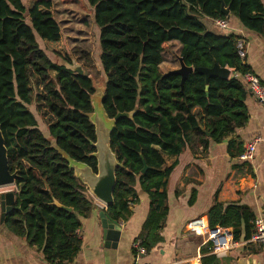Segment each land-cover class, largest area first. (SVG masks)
<instances>
[{
    "label": "trees",
    "instance_id": "16d2710c",
    "mask_svg": "<svg viewBox=\"0 0 264 264\" xmlns=\"http://www.w3.org/2000/svg\"><path fill=\"white\" fill-rule=\"evenodd\" d=\"M60 1L92 14L108 117L135 112L133 119L119 120L111 135L120 167L115 202L105 212L116 221L125 219L139 184L151 199L142 236L153 235L141 244L149 251L168 213L176 163L167 166L166 159L188 149L208 150L249 120L252 93L243 77L253 71L238 56L242 38L215 34L207 24L230 18L222 12L224 6L264 40V0ZM173 42L182 45L186 66L218 64L232 75L228 80L211 78L207 92L205 75L194 72L182 89L179 75L161 72L163 54ZM59 60L71 64L72 54L55 17L54 0H0V125L10 171L19 176L14 207L3 227L36 246L49 264L71 263L77 257L81 219L96 209L61 154L97 173V137L90 120L96 86L89 72L80 76ZM229 152L237 158L243 149L234 141ZM144 161L150 168L145 174ZM54 200L73 211L58 208ZM207 215L211 229H233L235 241H248L254 232L256 215L249 207L216 201ZM210 246L202 248V264L233 262L210 255Z\"/></svg>",
    "mask_w": 264,
    "mask_h": 264
},
{
    "label": "crops",
    "instance_id": "0c3cea01",
    "mask_svg": "<svg viewBox=\"0 0 264 264\" xmlns=\"http://www.w3.org/2000/svg\"><path fill=\"white\" fill-rule=\"evenodd\" d=\"M228 17V30L219 29L216 22L207 24L208 29L215 34L243 38L248 50L246 63L264 85L263 38L246 30L237 19ZM176 43L181 47L179 60L182 45ZM247 105L249 120L234 134L220 143H211L208 150L188 149L178 158L166 159L167 166L176 163L168 187V213L162 230L158 232V239L155 243L151 242V249L146 250L139 264H202L199 261L200 258L202 260V248L211 242L207 214L216 201L226 206L249 207L256 217L264 213V145L258 146L251 162H242L239 157L233 158L229 152L231 142H237L244 149L248 142L264 136V106L253 95L248 98ZM8 188L10 190L0 192V196L17 191V186ZM137 194L138 198L130 204L126 218L118 221L121 236L116 247H107L104 238L100 214L107 209L91 195L96 209L88 218L81 219L79 237L82 247L77 257L66 264H135L134 244L144 245L153 235L142 236L151 210V199L139 184ZM1 202L0 198V216ZM196 221L207 227L204 236L196 235L189 229V225ZM226 230L231 231V239L236 245L218 258L232 259L231 264H264L262 247L249 244L243 238L240 242L235 241L233 229ZM224 232L219 234L223 236ZM0 264L49 263L36 246H32L25 238L14 236L0 225Z\"/></svg>",
    "mask_w": 264,
    "mask_h": 264
},
{
    "label": "water",
    "instance_id": "95a60500",
    "mask_svg": "<svg viewBox=\"0 0 264 264\" xmlns=\"http://www.w3.org/2000/svg\"><path fill=\"white\" fill-rule=\"evenodd\" d=\"M222 12L228 17L230 11L226 10L223 6ZM180 68L175 72H170L166 76L176 74L181 77V88H184L185 81L194 72L204 74L206 77V91H209V82L211 78H220L228 80L231 76V70L228 68H222L218 64H215L213 68H192L186 66L183 58H179ZM59 64L64 66L67 70L72 71L75 74L84 76L85 71L82 65L78 64L76 60L72 58V63L69 64L63 60H59ZM104 90V91H103ZM102 90V97L104 98L105 88ZM97 93V88H96ZM95 93V97H96ZM100 97V96H98ZM94 98V97H93ZM92 98V104H93ZM94 108V106H93ZM102 115H98L94 112L90 115V120L95 126L97 141L93 144L96 150L94 157L97 160V173L93 171L91 167L86 164L76 162L72 160L67 154L61 153L64 158L69 162L70 168L75 171L76 177L81 183L87 187L91 195L100 202L104 209H108L115 202L114 192L117 186V170L120 167L117 155L113 152L111 147V135L116 126V123L124 118L133 119L135 112L132 113H120L115 119H110L106 114L103 107L102 99ZM108 123V124H107ZM150 168L144 161V169L142 171L145 174ZM18 173H12L9 167L8 149L4 134L0 125V189L17 186ZM1 198V216L0 225L3 226L6 216L11 213L15 203L14 192H8L2 194ZM54 205L60 209L72 212L70 208H66L54 200ZM102 219V225L104 230V238L107 247H116L119 243L121 236L120 223L112 219L105 210L100 214Z\"/></svg>",
    "mask_w": 264,
    "mask_h": 264
},
{
    "label": "rangeland",
    "instance_id": "374dc122",
    "mask_svg": "<svg viewBox=\"0 0 264 264\" xmlns=\"http://www.w3.org/2000/svg\"><path fill=\"white\" fill-rule=\"evenodd\" d=\"M54 7L55 17L64 31L72 58L76 60L78 64L82 65L85 71L91 74L95 82L97 93L96 97H92L93 106L95 113L102 115L103 97L101 94L102 90L105 88V75L99 64L97 29L94 25L92 14L90 11L76 4H64L60 0H54ZM180 48V45L174 42L163 54V64L161 65V72L163 74L170 70L180 68L178 60ZM52 59L56 61L53 57ZM41 123L45 125L43 120ZM8 190H10V188H4L0 189V192H6Z\"/></svg>",
    "mask_w": 264,
    "mask_h": 264
},
{
    "label": "built area",
    "instance_id": "2783aa9c",
    "mask_svg": "<svg viewBox=\"0 0 264 264\" xmlns=\"http://www.w3.org/2000/svg\"><path fill=\"white\" fill-rule=\"evenodd\" d=\"M216 24L221 30H228L230 27L228 20L220 19L216 21ZM238 56L242 60H246L248 55L247 44L242 38L237 43ZM243 80L248 84L252 95L264 106V85L261 80L254 74L248 73L243 77ZM259 145H264V136L256 137L252 141L248 142L243 149V152L239 156V160L242 162H251L256 155L257 148ZM189 229L196 235H205L207 227L204 226L200 221L193 222L189 225ZM225 231L224 235L215 234L214 231ZM210 241L212 246L209 247L211 255L222 257L231 250L236 243L231 239L232 233L226 229H211L210 228ZM207 243V244H209ZM249 244L260 246L264 249V213L258 215L254 221V232L251 238L248 240ZM136 251L135 264H139L143 255L146 254V250L141 247L140 243L134 244ZM201 261V258L199 259ZM180 264H187L186 262Z\"/></svg>",
    "mask_w": 264,
    "mask_h": 264
},
{
    "label": "flooded vegetation",
    "instance_id": "af4514ba",
    "mask_svg": "<svg viewBox=\"0 0 264 264\" xmlns=\"http://www.w3.org/2000/svg\"><path fill=\"white\" fill-rule=\"evenodd\" d=\"M176 71V69H173V70H171V71H168L167 73H164V75H166V74H168V73H170V72H175ZM172 75H176V74H172Z\"/></svg>",
    "mask_w": 264,
    "mask_h": 264
}]
</instances>
